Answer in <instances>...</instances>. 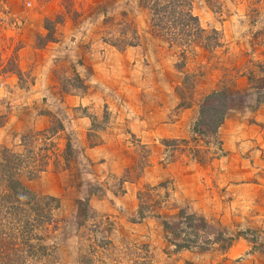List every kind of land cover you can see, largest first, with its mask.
<instances>
[{"label": "rangeland", "instance_id": "1", "mask_svg": "<svg viewBox=\"0 0 264 264\" xmlns=\"http://www.w3.org/2000/svg\"><path fill=\"white\" fill-rule=\"evenodd\" d=\"M170 1L0 0V151L58 206L32 264H264V0H185L189 37Z\"/></svg>", "mask_w": 264, "mask_h": 264}, {"label": "trees", "instance_id": "2", "mask_svg": "<svg viewBox=\"0 0 264 264\" xmlns=\"http://www.w3.org/2000/svg\"><path fill=\"white\" fill-rule=\"evenodd\" d=\"M174 1H170L168 6L155 9V17L152 15L156 18L153 26L165 29L170 36L182 34L186 30L185 36L189 37L199 30L197 22L185 0ZM182 7L185 11H182ZM165 19H168L170 25H164ZM37 158L36 156L35 161ZM32 161L30 156L22 159L5 149L0 151V264H32L27 259L29 257L30 260L38 261L35 255L46 253L45 237L42 238L39 232L45 231V225H52L56 221L52 214V210L58 208L53 206L56 200L52 197H40L38 201L42 203H39L35 195L26 191L18 179L20 168H24L23 164L29 167ZM24 205L27 209L23 208ZM26 212L31 215L27 217ZM6 245L17 246L12 248Z\"/></svg>", "mask_w": 264, "mask_h": 264}]
</instances>
